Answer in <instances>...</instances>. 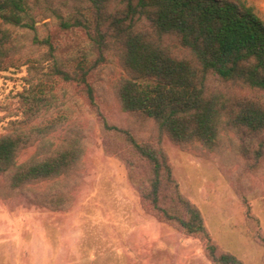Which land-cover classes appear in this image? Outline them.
<instances>
[{"label": "trees", "instance_id": "obj_1", "mask_svg": "<svg viewBox=\"0 0 264 264\" xmlns=\"http://www.w3.org/2000/svg\"><path fill=\"white\" fill-rule=\"evenodd\" d=\"M81 32L84 44L63 54L47 29ZM43 30V33L40 31ZM37 49L34 55L32 49ZM115 50L123 73L113 85L120 108L151 125L143 138L110 122L96 100L92 78ZM26 68L18 112L0 134V175L12 191L46 184L43 200L62 207L68 178L80 165L85 142L68 129L81 103L94 109L118 152L142 204L158 220L197 237L212 264H244L212 242L198 207L185 197L163 147L222 152L230 145L249 169L264 160V14L251 0H0V71ZM71 132V133H70ZM38 141L28 159L25 147ZM64 188V189H63ZM252 219L250 208L245 210ZM256 238L264 246V237ZM264 260V254H263Z\"/></svg>", "mask_w": 264, "mask_h": 264}, {"label": "rangeland", "instance_id": "obj_2", "mask_svg": "<svg viewBox=\"0 0 264 264\" xmlns=\"http://www.w3.org/2000/svg\"><path fill=\"white\" fill-rule=\"evenodd\" d=\"M251 1L256 5L257 0ZM43 22H48L61 53L84 44L81 32L60 31L50 18L37 24ZM110 53L112 60L92 78L100 110L110 122L145 138L152 134L151 125L124 112L116 99L113 85L123 71L116 51ZM25 75V66L0 71V134L10 131V120L16 117ZM70 94L81 106L49 135L57 143L74 128L85 142L81 163L68 178V200L53 208L42 198L46 184L12 191L0 175V264H212L200 239L145 208L118 154L127 150L102 132L94 109L74 87ZM37 146L35 141L22 149L19 160L28 159ZM163 147L181 193L200 210L212 242L244 264H264V246L256 238L264 237V160L259 168L249 169L229 144L217 153L166 137ZM247 207L251 220L245 215Z\"/></svg>", "mask_w": 264, "mask_h": 264}, {"label": "crops", "instance_id": "obj_3", "mask_svg": "<svg viewBox=\"0 0 264 264\" xmlns=\"http://www.w3.org/2000/svg\"><path fill=\"white\" fill-rule=\"evenodd\" d=\"M257 7L262 11L264 14V0H257L256 2Z\"/></svg>", "mask_w": 264, "mask_h": 264}]
</instances>
